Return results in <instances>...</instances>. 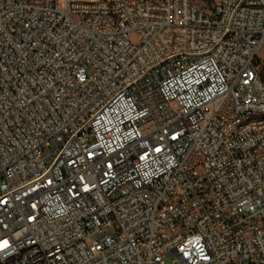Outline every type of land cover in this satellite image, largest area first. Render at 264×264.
Here are the masks:
<instances>
[{"label":"built area","instance_id":"obj_1","mask_svg":"<svg viewBox=\"0 0 264 264\" xmlns=\"http://www.w3.org/2000/svg\"><path fill=\"white\" fill-rule=\"evenodd\" d=\"M264 0H0V264H264Z\"/></svg>","mask_w":264,"mask_h":264},{"label":"rangeland","instance_id":"obj_2","mask_svg":"<svg viewBox=\"0 0 264 264\" xmlns=\"http://www.w3.org/2000/svg\"><path fill=\"white\" fill-rule=\"evenodd\" d=\"M193 1L194 3H196L197 5L199 6H203L205 3L207 2H212L213 0H191ZM259 57L262 59H264V46L260 49L259 51ZM174 260H175V257H170L168 258L164 264H175L174 263Z\"/></svg>","mask_w":264,"mask_h":264}]
</instances>
